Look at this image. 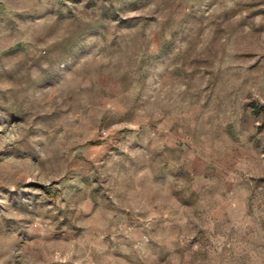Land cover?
<instances>
[{
  "label": "rangeland",
  "instance_id": "374dc122",
  "mask_svg": "<svg viewBox=\"0 0 264 264\" xmlns=\"http://www.w3.org/2000/svg\"><path fill=\"white\" fill-rule=\"evenodd\" d=\"M0 264H264V0H0Z\"/></svg>",
  "mask_w": 264,
  "mask_h": 264
}]
</instances>
